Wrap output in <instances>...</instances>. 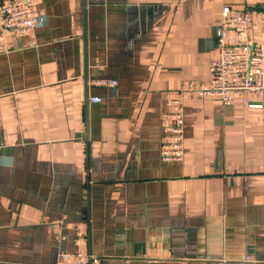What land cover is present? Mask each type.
Returning <instances> with one entry per match:
<instances>
[{
  "label": "crops",
  "instance_id": "crops-1",
  "mask_svg": "<svg viewBox=\"0 0 264 264\" xmlns=\"http://www.w3.org/2000/svg\"><path fill=\"white\" fill-rule=\"evenodd\" d=\"M225 5L264 42V0L39 2L45 26L0 54V264L264 258V110L191 95L184 159L161 160L163 115L210 79Z\"/></svg>",
  "mask_w": 264,
  "mask_h": 264
},
{
  "label": "built area",
  "instance_id": "built-area-1",
  "mask_svg": "<svg viewBox=\"0 0 264 264\" xmlns=\"http://www.w3.org/2000/svg\"><path fill=\"white\" fill-rule=\"evenodd\" d=\"M41 0H9L0 9V54H8L17 48V41L45 26L47 16L38 7ZM264 23V18L260 19ZM258 22L249 13L232 14L228 5L222 8V19L216 30L220 55L209 64L210 79L202 83L186 85L179 95L170 100V111L162 118L161 160L178 163L184 159L185 102L191 95L202 98H218L224 105L241 98L251 109L264 110L263 103H252L246 94L264 97V42H254L250 30ZM28 46H33L29 41ZM99 86H116V81L99 80ZM100 103V98H90ZM85 264L84 256H62L65 264ZM222 264H264L262 260L246 257L240 261L224 260Z\"/></svg>",
  "mask_w": 264,
  "mask_h": 264
}]
</instances>
